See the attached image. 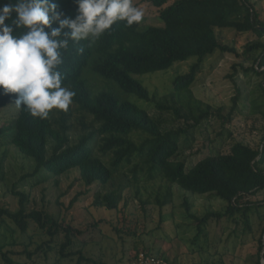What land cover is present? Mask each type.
Wrapping results in <instances>:
<instances>
[{"label": "trees", "instance_id": "16d2710c", "mask_svg": "<svg viewBox=\"0 0 264 264\" xmlns=\"http://www.w3.org/2000/svg\"><path fill=\"white\" fill-rule=\"evenodd\" d=\"M143 1L159 9L163 26L140 30L141 22L129 27L124 21H117L95 40H69L67 49L60 50L63 63L58 69L62 74L63 86L75 93L69 110H52L46 119H40L20 107L15 121L0 128V137H7L24 156L34 161V171L22 178L39 173L59 177L77 169L78 180L85 186H103L114 179L122 166L138 159L141 165L133 168L135 179L138 171H146L150 179L161 175L171 184H178L185 190L213 195L227 203L223 211H208L199 217L190 212V205L185 200L184 206L189 217L197 223L196 238L203 234L208 221L214 218H233L241 214L245 218V225L249 227V212L253 206L261 203L254 204L249 200L243 202V199L256 196L264 190V148L235 141L229 152L209 154L190 168H187L185 160L178 158L183 150L192 148L196 128L211 117L230 123L237 106L236 97L231 112L224 115L221 107L205 104L193 95L192 86L206 57L216 51L244 58L258 53L253 60L254 65L244 70L262 76L264 92V41L261 40L264 38V20L249 0ZM9 2L15 0H0V7ZM52 2L57 5V11L63 14L62 18L76 17L78 5L75 0ZM52 27H59V24L53 23ZM216 28H231L239 33L252 32L258 36V40L246 44L239 53L235 46L219 41ZM65 31L70 29L66 28ZM60 38H64L63 35ZM190 58H196V61L187 72L174 78L173 92L156 101V108L160 112H169L174 119L183 121L182 125L171 128L165 126L162 117H155L136 103L122 100L109 91L93 95L83 78L85 69L90 66L95 73L114 81L125 92L148 102L152 100L150 91L135 76L168 69L174 63ZM232 68L233 73L228 77L233 80L237 64H233ZM14 98L15 94L5 95L0 91V110ZM73 105L92 117L90 122L81 121L83 132L75 143H71L69 135ZM133 132H140L143 139L139 142L133 139ZM98 138H101L100 142ZM95 146L101 155L96 154ZM103 156H108L110 160L106 162ZM4 179L1 158L0 182ZM45 179L44 176L42 181ZM13 194L19 198V208L16 211L0 208V228L5 227L6 218L22 233L27 232L31 223H35L50 236L49 242H46L49 247L55 236L64 233V241L59 247L62 258L79 254L75 264H98L81 251L69 249L73 245V236L80 234V230L73 228L65 218L59 221L42 209L28 210L27 192L14 189ZM121 198V190L110 191L102 197L101 205L109 210H117ZM76 200H72L71 207ZM11 232L13 235V230ZM4 246L0 241L1 258L6 264H16ZM258 252L264 259L262 240ZM258 264H261L260 261Z\"/></svg>", "mask_w": 264, "mask_h": 264}, {"label": "rangeland", "instance_id": "374dc122", "mask_svg": "<svg viewBox=\"0 0 264 264\" xmlns=\"http://www.w3.org/2000/svg\"><path fill=\"white\" fill-rule=\"evenodd\" d=\"M249 1L264 20V0ZM133 2L145 13L140 30L164 25L159 18L158 8L143 0ZM216 35L221 43L235 46L239 53L246 44L258 40L255 33H239L231 28H216ZM261 40L264 41V38ZM257 54L244 58L216 51L205 58L192 86L193 95L205 104L221 107L224 115L231 112L236 97L237 106L230 123L211 117L195 129L192 148L183 150L178 158L185 160L187 168L209 154L229 152L235 141L264 148L263 79L252 71L244 70L254 65ZM195 61L196 58H190L176 62L168 69L136 75L150 91L152 100L148 102L125 92L114 81L95 73L90 66L85 69L83 78L93 95L109 91L122 100L136 103L155 117H162L165 126L171 128L182 125L183 121L174 119L169 112H160L156 108V101L173 92L174 78L187 72ZM233 64H237V71L232 80L228 76L233 73ZM14 99L0 110V128L12 124L18 115L20 107L16 106ZM73 110L72 130L69 133L71 143L77 142L82 135L81 121L92 120L75 105ZM131 136L138 142L143 139L140 132H133ZM2 137L0 159L3 158L5 179L0 182V208L16 211L19 198L13 194V190L27 192L28 210L42 209L59 221L65 218L73 228L80 230V234L73 236V245L69 248L73 252L81 251L98 264H130L135 254L142 250L164 260L165 264H258L259 261L264 264L262 254L258 252L260 241L264 243V190L243 199V202L261 203L253 206L249 212V227L241 214L233 218H214L208 221L203 234L196 238L197 223L189 217L185 200L190 205V212L202 217L208 211H223L227 205L223 199L185 190L161 175L150 179L146 171H138L135 179L133 168L141 165L138 159L122 166L114 179L103 186H85L78 180L77 169L59 177L39 173L22 178L34 171L35 163L11 144L7 137ZM95 152L101 155L97 146ZM102 158L106 162L110 160L108 156ZM44 176L46 179L42 181ZM113 190H121L122 193L117 210H109L101 205L102 197ZM75 198L77 200L71 207L70 203ZM5 220V227L0 228V241L5 244L4 250L16 264L76 263L79 254L67 258L60 256L59 247L64 241V233L55 236L49 247L46 242H49L50 236L35 223H31L27 232L22 233L10 219ZM9 229L13 230V235ZM0 264H6L1 256Z\"/></svg>", "mask_w": 264, "mask_h": 264}, {"label": "clouds", "instance_id": "9594fccd", "mask_svg": "<svg viewBox=\"0 0 264 264\" xmlns=\"http://www.w3.org/2000/svg\"><path fill=\"white\" fill-rule=\"evenodd\" d=\"M75 2L74 19L62 18L52 0H15L0 7V90L15 94L16 106L40 119L53 109L67 112L73 103L75 93L63 86L58 70L60 50L67 49L69 40H95L117 21L131 27L145 15L133 0Z\"/></svg>", "mask_w": 264, "mask_h": 264}, {"label": "built area", "instance_id": "2783aa9c", "mask_svg": "<svg viewBox=\"0 0 264 264\" xmlns=\"http://www.w3.org/2000/svg\"><path fill=\"white\" fill-rule=\"evenodd\" d=\"M130 264H165L164 260L145 251H139Z\"/></svg>", "mask_w": 264, "mask_h": 264}, {"label": "water", "instance_id": "95a60500", "mask_svg": "<svg viewBox=\"0 0 264 264\" xmlns=\"http://www.w3.org/2000/svg\"><path fill=\"white\" fill-rule=\"evenodd\" d=\"M264 244V243H263Z\"/></svg>", "mask_w": 264, "mask_h": 264}]
</instances>
